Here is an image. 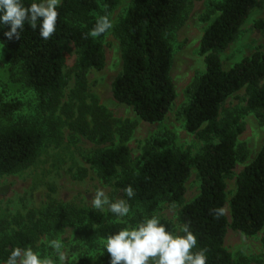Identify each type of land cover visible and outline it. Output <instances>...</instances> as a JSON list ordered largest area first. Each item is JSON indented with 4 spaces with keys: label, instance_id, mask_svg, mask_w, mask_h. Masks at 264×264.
Returning <instances> with one entry per match:
<instances>
[{
    "label": "trees",
    "instance_id": "1",
    "mask_svg": "<svg viewBox=\"0 0 264 264\" xmlns=\"http://www.w3.org/2000/svg\"><path fill=\"white\" fill-rule=\"evenodd\" d=\"M185 1L130 0L114 26L122 63L111 82V93L117 102L130 106L137 119L150 123L163 120L176 97L170 74L172 47L167 37L182 24ZM262 1L212 2L217 13L199 41L204 69L187 86L188 100L180 111L184 128L203 140L201 151L193 157L170 147L169 139L153 136L132 163L126 140L135 122L112 118L103 107L87 103L83 94L78 101L77 116L70 120V114L67 115V123L75 133L95 143L107 144L97 148L86 161L104 182L122 193L130 208L140 210L141 219L153 215L161 202L181 204L184 183L191 166L195 167L199 192L180 205L177 218L181 224H190L198 249H207V264H247L246 258H234L225 247L227 228L246 235L264 228V140L256 156L236 176L235 190L228 200L230 222L225 213L217 218L214 211L223 209L227 201L225 179L231 175L236 162L247 156L237 140L243 129L239 116L231 112L220 114L225 100L244 88L245 109L254 111L264 122V50L256 49L227 69L222 66L219 53L235 39L251 11ZM23 2L27 5L32 0ZM116 3L117 0L101 3L63 0L57 9L56 31L46 41L28 24L19 39L4 36L8 26L0 28V43L10 51L7 54L9 71L35 92L39 107L54 109L59 103L66 86L63 74L66 42H72L78 52L76 83L82 93L86 89L85 71L104 66L102 38L105 34L92 38L88 33L99 18L96 12H109ZM204 19L209 20L210 16L206 14ZM254 27L263 30L264 19L255 20ZM20 105L19 101L3 100L0 96V117L9 119L0 124V176L30 163L42 141L43 129L38 121L24 117L12 120ZM119 122L122 131L117 133ZM85 172L82 169L80 176ZM129 185L135 192L132 199L124 193ZM113 217L92 207L52 202L35 219L0 234V262L13 248L29 247L40 234L51 235L68 226L73 230L76 243L72 250L77 251L78 264H87L96 257L101 259V264H109L110 256L106 249L102 250L100 241L125 227ZM160 219L167 230L174 231L171 221ZM261 242L264 244V231Z\"/></svg>",
    "mask_w": 264,
    "mask_h": 264
},
{
    "label": "rangeland",
    "instance_id": "2",
    "mask_svg": "<svg viewBox=\"0 0 264 264\" xmlns=\"http://www.w3.org/2000/svg\"><path fill=\"white\" fill-rule=\"evenodd\" d=\"M214 1L186 0L182 24L168 34V42L172 47L170 74L175 85L176 97L164 119L154 123L137 119L133 109L117 102L111 93V82L120 72L122 63L120 43L114 32V26L124 15L130 0H117L116 5L109 12L104 13L101 10L96 12L97 17L107 15L113 22V27L102 38L104 66L101 69L90 68L85 71L86 89L83 93L77 88L76 83L77 49L72 42L65 43L63 74L66 86L54 109L39 107L35 92L15 75H11L7 58L10 51L0 43V96L3 100L21 103L20 108L11 118L14 120L24 117L38 121L43 129L42 141L33 160L12 173L0 176V234L17 229L20 225L28 223L30 219H35L39 216V212L52 202L91 207L90 199L95 190L101 187L113 201L123 198L122 193L110 183L104 182L86 161L97 148L107 144L90 141L81 134L75 133L67 123L69 118L67 115L70 114V120L77 116V105L82 94L87 103L92 102L103 107L112 118L135 122L126 140L132 163L138 158L146 141L153 136L169 139L170 147L184 151L190 157L201 151L203 140L184 128L180 111L188 100L187 86L204 69V58L199 53V41L210 20L217 13L213 11ZM101 2L102 0H99V3ZM206 14L210 16L209 20L204 19ZM257 19H264V0L260 6L251 11L235 39L219 53L224 68H230L256 49L264 50V29L254 27V21ZM245 98V90L241 88L227 97L220 112L221 115L231 112L239 116L243 129L237 140L247 154L245 160L236 162L231 175L225 179L227 201L223 210L228 222H230L228 200L235 190L236 176L256 156L264 140V122L259 120L254 111L245 109ZM8 121L9 119L0 117V124ZM117 125V133H120L122 124L119 122ZM117 138L118 135L115 134V139ZM82 169L86 172L80 176ZM184 186L185 192L181 204L193 199L199 192V179L193 165ZM181 204L161 202L153 215L171 221L175 230V226L181 224L177 218ZM130 209V216L126 219L134 225L142 220L139 216L140 210L136 207ZM103 212L108 213L107 210ZM113 218L116 220L115 217ZM263 231L264 228L256 234L246 235L228 226L224 245L234 258L244 257L247 259V264H264V244L261 242ZM51 240L62 241L64 245L62 250L66 256L64 264H78L77 251L72 250L76 242L73 240L71 227H63L51 235L40 234L29 247L41 258H50L55 264H59L56 251L49 247L48 242ZM87 264H101V259L96 257Z\"/></svg>",
    "mask_w": 264,
    "mask_h": 264
},
{
    "label": "clouds",
    "instance_id": "3",
    "mask_svg": "<svg viewBox=\"0 0 264 264\" xmlns=\"http://www.w3.org/2000/svg\"><path fill=\"white\" fill-rule=\"evenodd\" d=\"M63 0H32L25 4L23 0H0V28L8 26L3 34L8 39H19L26 24L43 40H48L56 31L57 9ZM113 27V22L105 15L96 20L88 33L92 38L103 36ZM124 193L132 199L135 192L127 186ZM92 209L101 212L107 210L116 218V223L125 227L101 239L102 250L110 256L109 264H207V249L199 248L196 235L190 230V224H178L169 231L158 215L146 216L130 224V205L125 199L113 201L104 188L95 190L90 199ZM218 218L224 214L222 208L215 209ZM49 247L57 253L59 264H64L66 256L61 240H51ZM197 249L196 251H193ZM2 264H55L50 258H41L31 247H15Z\"/></svg>",
    "mask_w": 264,
    "mask_h": 264
}]
</instances>
